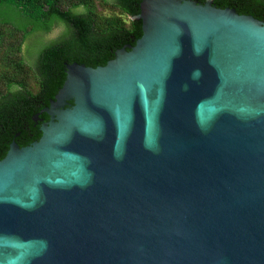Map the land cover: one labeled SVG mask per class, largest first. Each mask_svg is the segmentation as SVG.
<instances>
[{
	"label": "water",
	"instance_id": "95a60500",
	"mask_svg": "<svg viewBox=\"0 0 264 264\" xmlns=\"http://www.w3.org/2000/svg\"><path fill=\"white\" fill-rule=\"evenodd\" d=\"M142 36L65 64L0 160V264H264V22L143 0Z\"/></svg>",
	"mask_w": 264,
	"mask_h": 264
},
{
	"label": "trees",
	"instance_id": "16d2710c",
	"mask_svg": "<svg viewBox=\"0 0 264 264\" xmlns=\"http://www.w3.org/2000/svg\"><path fill=\"white\" fill-rule=\"evenodd\" d=\"M102 1L117 9L129 24L108 21L100 28L90 8V0L69 2L65 9V0H0V27L14 33L16 46L10 49L18 53L9 64L17 69L16 72L22 66L30 70L37 86L36 91L31 92L23 82L4 78L3 87H0V160L17 133L27 139L25 143L15 140L21 148L40 138L41 133L34 130L32 117L49 106L62 87L65 64L77 63L92 68L105 66L117 50L135 45L142 36L141 20L135 17L143 0ZM194 1L204 4L206 0ZM212 4L264 22V0H212ZM8 9L14 13L16 21L5 18ZM55 26L62 29L59 36L40 42L27 59L22 49L24 43L32 36H46ZM44 119H48L47 116ZM31 133L33 136L29 138Z\"/></svg>",
	"mask_w": 264,
	"mask_h": 264
},
{
	"label": "rangeland",
	"instance_id": "374dc122",
	"mask_svg": "<svg viewBox=\"0 0 264 264\" xmlns=\"http://www.w3.org/2000/svg\"><path fill=\"white\" fill-rule=\"evenodd\" d=\"M69 2H75V0H65V8L68 7ZM90 8L93 12V16L100 28L105 27L108 21L118 22L124 25H128V19L122 15L117 9L110 5H106L102 0H90ZM5 18L7 20L16 21L14 13L11 10H7ZM62 29L55 26L53 30L46 36L49 38L55 37L58 33H61ZM14 33L9 28L0 27V87H3V80L5 77L15 78L25 84V88L31 92L36 91V80L30 70L26 67H21V70L16 72L17 69L9 64L12 60H15L18 53L16 50H11V46H16ZM26 42L24 43V45ZM22 46V49L24 48ZM23 72V74H22ZM26 72V73H24Z\"/></svg>",
	"mask_w": 264,
	"mask_h": 264
},
{
	"label": "flooded vegetation",
	"instance_id": "af4514ba",
	"mask_svg": "<svg viewBox=\"0 0 264 264\" xmlns=\"http://www.w3.org/2000/svg\"><path fill=\"white\" fill-rule=\"evenodd\" d=\"M48 35V34H46ZM59 36V33L55 36V37H52L53 39L54 38H57ZM51 37L50 36H32L28 42H26V44L24 45V48H23V52H24V55L25 57L28 59V58H31V54H33L35 52V50L37 49L38 45L40 42H45L47 40H50L52 38H49ZM40 40V41H39ZM48 107V106H47ZM46 107L40 109L37 113H35V115H33L32 117V120H33V127H34V130L36 129V131L40 132V127L43 125V123H46L50 120V118L46 115L45 112H42ZM44 116H47L48 119H44ZM26 130L29 131V128L27 126ZM41 133V132H40ZM33 135L32 133L29 134V138H31ZM18 139L20 142L22 141V143H25V141L27 139H25L24 137L21 138V133H17L15 135V140ZM13 140L9 143V146L12 142H15L16 141ZM17 144V143H16ZM21 148V147H20Z\"/></svg>",
	"mask_w": 264,
	"mask_h": 264
}]
</instances>
